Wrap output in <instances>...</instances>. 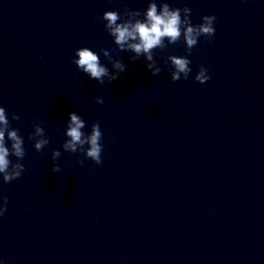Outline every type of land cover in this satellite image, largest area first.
I'll list each match as a JSON object with an SVG mask.
<instances>
[{"label":"clouds","instance_id":"obj_1","mask_svg":"<svg viewBox=\"0 0 264 264\" xmlns=\"http://www.w3.org/2000/svg\"><path fill=\"white\" fill-rule=\"evenodd\" d=\"M191 11L188 7H170L166 0H161L158 7L157 0H149L148 7L143 14L138 10L125 8L123 14L110 10L105 11L98 19L105 22V30L113 37L117 49L133 53L134 55L131 57L133 62L143 56L147 61L145 66L153 76H158L161 72V68L157 66L154 59V52L157 49L163 51L169 45L177 44L182 38L187 55H169L166 61L170 65L171 81L175 82L181 78L187 80L192 72L191 60L188 56L197 46L199 39L201 37L211 39L215 35L216 16L205 15L201 18V23L193 24ZM101 52L115 71H110L102 64L97 52L89 47L77 49L72 63L90 79L103 85L105 79L109 83L117 80L120 74L127 70V66L121 60L113 59L109 50L102 48ZM194 79L203 84L211 79V76L208 74V70L201 66ZM94 99L97 104L104 103L102 97L97 96ZM11 119L19 121L20 117L13 113ZM85 127L86 121L80 115L76 112L69 113L65 128L67 139L62 144V148L65 152L81 153L85 159H90L97 165L102 164L103 145L101 141L103 133L100 123L94 122L89 133L83 131ZM28 139L34 141L33 146L37 152L42 151L50 143L41 123L33 124V131L29 133ZM9 142L10 147L8 146ZM25 155L24 138L20 135V129L11 127L6 109L0 106V177H2L3 183H11L21 177L25 171V166L21 163ZM60 155V150L52 151L53 167L51 171L53 173L61 170L55 163ZM11 157L15 158V162ZM80 163L83 164V161ZM8 202L7 196L0 195V216H3L7 211Z\"/></svg>","mask_w":264,"mask_h":264}]
</instances>
